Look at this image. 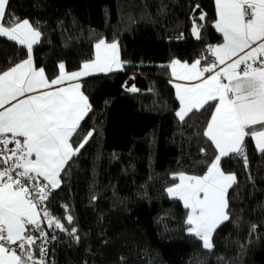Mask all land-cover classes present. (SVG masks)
I'll use <instances>...</instances> for the list:
<instances>
[{
  "label": "trees",
  "instance_id": "16d2710c",
  "mask_svg": "<svg viewBox=\"0 0 264 264\" xmlns=\"http://www.w3.org/2000/svg\"><path fill=\"white\" fill-rule=\"evenodd\" d=\"M196 4L207 13L202 40L190 31ZM7 12L39 22L43 35L33 59L50 78L60 62L71 71L92 59L101 38L117 42L127 62L122 71L81 80L92 111L79 132L94 135L47 203L61 219V205L68 206L73 224L62 222L75 226L80 240L58 231L51 264H264V154L250 137L247 168L240 157L221 162L237 183L228 193L230 221L214 233L213 249L187 233V210L166 192L178 181L172 174L201 175L199 162L211 159V151L200 152L207 143L197 135L207 113L178 121L165 66L172 59L192 62L207 45L222 42L212 26L214 0H9ZM25 55L0 38V70ZM133 85L137 92L126 90Z\"/></svg>",
  "mask_w": 264,
  "mask_h": 264
},
{
  "label": "snow or ice",
  "instance_id": "6c2138e0",
  "mask_svg": "<svg viewBox=\"0 0 264 264\" xmlns=\"http://www.w3.org/2000/svg\"><path fill=\"white\" fill-rule=\"evenodd\" d=\"M8 5L9 0H0V38L26 49V55L0 70V264H46L49 233L42 224L80 240L77 228L69 230L62 222L73 224L68 206L61 205L66 213L61 219L50 213L47 203L61 187L72 158L94 135L91 129L79 132L92 111L81 80L122 71L127 62L121 60L117 42L101 38L94 58L72 72L60 62L58 74L50 78L33 59L43 35L39 22L14 17ZM214 5L212 26L222 42L207 45L191 63L172 59L165 66L175 89L178 121L207 113L197 132L207 143L200 152L212 153L211 159L199 162L203 174L174 173L173 181L179 182L166 188L187 210V233L207 250L214 247L216 230L230 221L228 193L237 183L235 173L223 171V158L240 157L247 168L248 137L264 154V0H214ZM191 11V35L202 40L207 13L199 4ZM126 90L138 91L135 85Z\"/></svg>",
  "mask_w": 264,
  "mask_h": 264
},
{
  "label": "built area",
  "instance_id": "2783aa9c",
  "mask_svg": "<svg viewBox=\"0 0 264 264\" xmlns=\"http://www.w3.org/2000/svg\"><path fill=\"white\" fill-rule=\"evenodd\" d=\"M42 227H44L45 231L49 233V242L47 243L46 247L48 249V255L45 257V261L46 264H51L52 262V254H51V248H52V244L54 242V240H51V235H57L58 234V230H54V229H49L46 225V223L42 224ZM38 235V233H37ZM42 242L41 241H37V245H40ZM35 255L38 258V251H35Z\"/></svg>",
  "mask_w": 264,
  "mask_h": 264
},
{
  "label": "crops",
  "instance_id": "0c3cea01",
  "mask_svg": "<svg viewBox=\"0 0 264 264\" xmlns=\"http://www.w3.org/2000/svg\"><path fill=\"white\" fill-rule=\"evenodd\" d=\"M107 42V41H106ZM108 43H111V42H108ZM94 55H95V47H94ZM94 58V57H93ZM181 62H183V61H181ZM189 63H191V62H189ZM80 67V66H79ZM79 67L77 68V69H75V70H71V71H69V70H66V71H68V72H72V71H76V70H78L79 69ZM95 74H100V73H95ZM83 79V78H82ZM131 80H129L128 81V83H127V86H130L131 85ZM175 90V89H174ZM254 142V141H253ZM254 145H255V142H254ZM226 173H229V172H226ZM202 175V174H201ZM179 181H177L176 183H178Z\"/></svg>",
  "mask_w": 264,
  "mask_h": 264
},
{
  "label": "rangeland",
  "instance_id": "374dc122",
  "mask_svg": "<svg viewBox=\"0 0 264 264\" xmlns=\"http://www.w3.org/2000/svg\"><path fill=\"white\" fill-rule=\"evenodd\" d=\"M94 57V56H93ZM230 173V172H229Z\"/></svg>",
  "mask_w": 264,
  "mask_h": 264
}]
</instances>
